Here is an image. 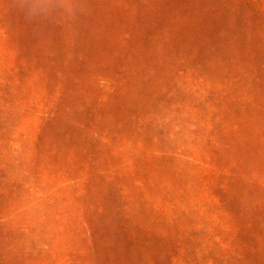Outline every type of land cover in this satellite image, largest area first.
I'll return each mask as SVG.
<instances>
[{"label": "rangeland", "instance_id": "1", "mask_svg": "<svg viewBox=\"0 0 264 264\" xmlns=\"http://www.w3.org/2000/svg\"><path fill=\"white\" fill-rule=\"evenodd\" d=\"M0 264H264V0H0Z\"/></svg>", "mask_w": 264, "mask_h": 264}]
</instances>
